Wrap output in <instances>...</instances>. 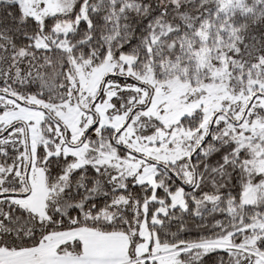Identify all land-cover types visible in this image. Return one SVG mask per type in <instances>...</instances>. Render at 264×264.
<instances>
[{
    "label": "snow or ice",
    "instance_id": "obj_1",
    "mask_svg": "<svg viewBox=\"0 0 264 264\" xmlns=\"http://www.w3.org/2000/svg\"><path fill=\"white\" fill-rule=\"evenodd\" d=\"M0 264H264V0H0Z\"/></svg>",
    "mask_w": 264,
    "mask_h": 264
}]
</instances>
